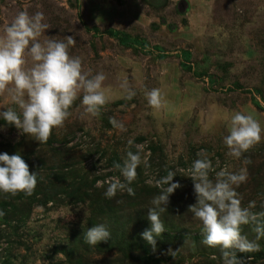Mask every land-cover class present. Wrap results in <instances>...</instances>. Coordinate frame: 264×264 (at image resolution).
I'll return each mask as SVG.
<instances>
[{
	"label": "rangeland",
	"instance_id": "rangeland-1",
	"mask_svg": "<svg viewBox=\"0 0 264 264\" xmlns=\"http://www.w3.org/2000/svg\"><path fill=\"white\" fill-rule=\"evenodd\" d=\"M24 10L44 14L49 27L41 40L74 37L70 56L82 59L89 78L105 74L109 102L98 116L82 119L81 93L64 126L53 129L54 140L42 144L0 117V151L16 144L39 163L37 174L51 188L31 195L0 192V206L14 203L10 219L0 217V264H147L140 234L151 227L148 208L166 187L157 186V181L168 171L182 187L169 196L161 220L175 226L157 238L156 256L163 260L150 264H222L220 248L201 243L202 223L188 210L197 203L189 169L201 158L199 152L212 161L213 180L224 167L229 171L247 167L248 180L236 189L242 207L255 201L252 211H264V133L261 142L239 159L227 155L224 143L237 111L253 114L264 128V0H0V35ZM109 28L143 37L148 45L144 50L134 42H122L106 32ZM184 49L191 52L194 69L206 71L215 82L182 67ZM163 53L168 56L161 57ZM125 81L136 93L131 99L121 87ZM236 82L243 89L230 90ZM153 88L161 90L159 108L149 106L145 97ZM6 107L19 111L6 94L0 95V112ZM111 117L126 131L113 127ZM137 145L144 163L129 185L135 195L123 191L106 198L110 178L126 183L110 157L123 166L127 152L135 153ZM246 157L251 164L244 165ZM57 171L71 173L60 181ZM78 172L84 180L75 179ZM44 197L50 200L43 202ZM139 217L144 229L137 228ZM98 224L107 226L111 238L131 242L132 248L109 241L86 244L84 232ZM252 227L242 226L250 240L255 239ZM180 230L190 235L180 236ZM258 243L260 251L236 250L237 258L245 264H264V238ZM169 249L176 251L175 257Z\"/></svg>",
	"mask_w": 264,
	"mask_h": 264
},
{
	"label": "clouds",
	"instance_id": "clouds-1",
	"mask_svg": "<svg viewBox=\"0 0 264 264\" xmlns=\"http://www.w3.org/2000/svg\"><path fill=\"white\" fill-rule=\"evenodd\" d=\"M44 19L42 12L29 15L27 10L20 11L10 24L5 25L0 35V95L6 94L19 109L6 107L0 112V117L40 144L49 140L54 128L64 126L71 115L70 108L81 93L82 119L87 115L98 116L100 109L109 102L103 88L105 74L101 72L89 78L90 72H85L82 59L70 56L69 48L76 42L73 36H65L63 40L40 39L49 27ZM121 87L127 92L128 99L135 96L126 81ZM145 97L149 106H162L160 89L145 91ZM110 123L126 131L124 124L114 117L110 118ZM228 133L224 137L227 155L239 159L261 142L264 128L253 114L237 111L230 118ZM128 144L131 147L133 141L129 140ZM136 148L135 153L127 152L123 166L114 164L126 183L116 177L110 178L104 192L106 198L112 199L123 191L135 195L129 185L136 179L138 166L144 163L142 149L138 145ZM197 156L201 158L193 162L188 176L194 182L197 203L190 205L188 210L202 223L201 243L211 248L219 247L222 264H245L243 259L237 258L236 250L242 253L260 251L258 241L264 238V211H252L256 208L255 201L242 207L236 191L247 182L248 169L241 167L238 171H229L224 167L215 172L213 180L209 177V173L215 171L212 161L204 152L197 153ZM251 162L247 157L243 161L244 165ZM37 175L30 172L21 155L0 154V192L12 196L18 193L31 195L37 186ZM175 176L174 172L168 171L157 181V186L166 187H161L160 193L152 199L153 206L148 208L147 214L151 227L140 234L153 251L156 249V238L166 231L161 220V214L167 211L164 206L169 203V196L182 187L179 182H173ZM261 207L264 208V205ZM4 215L6 213L0 210V217ZM245 225L253 226L255 239L250 240L242 233V226ZM83 235L85 243L90 246L111 239V232L104 224L88 228ZM168 254L175 257L176 251L169 249ZM212 258L215 259V255Z\"/></svg>",
	"mask_w": 264,
	"mask_h": 264
},
{
	"label": "trees",
	"instance_id": "trees-1",
	"mask_svg": "<svg viewBox=\"0 0 264 264\" xmlns=\"http://www.w3.org/2000/svg\"><path fill=\"white\" fill-rule=\"evenodd\" d=\"M94 28L98 31V27L97 26L94 27ZM106 32H108L109 34L114 35L116 37L118 36V38L122 42H125V43H128L129 41L131 43L134 42L135 44L140 45L141 48H143L144 50H145V48L148 45L147 40L144 39L143 37H140V36L139 37L138 36L133 37V36L129 35L126 32H123V31H120V30H117V29H114V28L106 29ZM155 48L158 49V50H161L160 46H155ZM182 52H183L182 53V57H184V60L181 61V65H182L183 68H185L188 71H192L193 74L195 76H197V77H202V76L207 75L210 78V81L215 82V79L213 77H211L210 74H208L206 71H198V70L194 69V67L189 63L190 62L189 60L191 58V52L189 50L184 49ZM160 56L163 57V58H165L168 55L165 54V53H163ZM236 89H243L242 84L236 82L234 84V86L230 90H236ZM1 121H3V119H1ZM51 140H54V139H51L50 138L49 141H51ZM21 144H23V141H21ZM5 152L8 153L9 155H15V154L21 155L22 158L25 160V162L29 165L30 172H32V173H37L38 172V170H39L38 164L39 163L38 164L37 163L35 164L34 163V158L31 159V157L29 156V154L28 153H25L24 150H20L19 147L16 144L14 146L13 145H10V144L7 145V148L5 150H3V151H0V154H3ZM117 161L118 160L115 157H113V156L110 157V163L113 164V163H116ZM69 173H71V171H67V173H65L63 171H57L58 176L55 177V178L56 179H59L60 181H66L67 178H68V174ZM80 175L82 177L78 178ZM75 179L76 180H82V179L84 180L83 174H81V173L78 172L77 175H75ZM50 189L51 188L49 186H47L42 180H40V177L37 175V188L35 189L37 191V193H39L40 190L41 191L50 192ZM55 194L56 193L54 192L53 193V198L56 196ZM48 200H50V199L46 197L43 200V202H47ZM30 204H31V202H30ZM11 208H14V203L9 204V205L7 204L6 206H4V205L3 206H0V210L4 211L6 213V215H4L2 218H4L5 220L10 219V217L8 216V213L11 211ZM135 219H136V223H137V228L140 225V228H143L144 229V226H145L144 219L141 218V217L135 218ZM164 225H165V228H171V227L175 226V223H172V221H169V222H167V224H164ZM180 232H181V233H179L180 236H183V237H184L185 234L186 235H190V233L187 232V231L186 232H182V230H180ZM162 235H163V233H162ZM109 242H111V244L113 246H117L118 245L120 248H124V247L132 248L131 242H126V243L125 242H122L121 236H118L117 238L112 237L109 240ZM141 244H142L141 247L143 249V252H145L143 254V256H142L144 258V260H145V263H147V264H150V263H153V262L159 263L161 260H163V258H161L160 256L159 257L156 256V254L158 252V249H157L158 246H156L155 251H153L152 246L150 244H148V242L146 240H143V242ZM127 254H129V253H127Z\"/></svg>",
	"mask_w": 264,
	"mask_h": 264
}]
</instances>
